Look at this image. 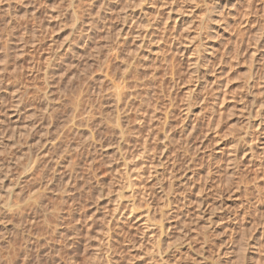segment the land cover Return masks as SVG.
Segmentation results:
<instances>
[{"label":"rangeland","instance_id":"obj_1","mask_svg":"<svg viewBox=\"0 0 264 264\" xmlns=\"http://www.w3.org/2000/svg\"><path fill=\"white\" fill-rule=\"evenodd\" d=\"M117 1L109 20L112 29L118 23L117 8H135L138 12L136 9L147 7L144 3H153L155 8L161 3ZM223 2L229 13L216 23L213 19L225 14ZM87 3L88 0H0V142L11 141L14 124L22 126L28 119L36 125L31 133L33 142L39 130H47V137L59 136L71 145L84 142L90 126L82 109L88 96L93 97L88 88ZM139 3L143 4L136 7ZM185 6V10L193 8L195 12L177 31L178 40L169 56L172 73L158 72L163 84V93L154 100L158 107L151 101L142 105L137 96L129 113L127 125L134 131L139 127L135 119L144 120L140 133L144 137L134 136L132 131L126 134V140L117 142L111 123L104 127L96 121L92 126L96 142L80 145L73 155L70 152L69 159L76 167L67 199L59 203L63 217L61 232L56 236H52L50 223L54 217L47 214L50 224L44 225L36 200L40 182L53 175L57 181L64 179L66 168L58 167L60 172L54 174L53 161L41 156L31 169V177L26 178L27 148L23 137L14 146L4 149L0 145V264H68L71 256L76 264H264V153L259 152L264 139L255 144L254 151L249 150L255 122L264 118V0H186ZM153 15L149 14L150 18ZM215 28L224 30L222 36L215 34ZM154 36L153 43L147 44L150 49L159 42ZM213 44L217 49L211 47ZM180 47L187 48L185 59L188 56L189 62L182 57ZM211 52L222 58L220 77L218 64L207 59ZM216 77L219 84L214 82ZM95 87L97 84L94 94L98 92ZM190 91L196 98L188 94ZM17 96L21 97L19 105ZM77 96L82 97L78 99L83 104L74 117L70 105ZM48 99L50 102L44 103H50L49 116L42 112L46 105L43 101ZM15 105L20 120H16ZM139 107L145 111L143 115L136 112ZM42 117L48 123L41 121ZM262 137L263 134L259 139ZM237 146L240 150L232 163V150ZM48 147L51 154L56 150ZM126 148L136 153L133 160L137 176L134 172L130 177L132 184L121 175ZM31 150L35 158L39 149ZM251 155L263 166H252ZM42 172L47 176L43 182ZM61 185L62 181L59 189ZM142 186L151 192L147 201L141 195ZM32 189L33 197L38 199L28 201ZM54 194L48 195L50 200L45 199L47 204L53 201ZM130 200L134 202L131 214H112L114 205ZM109 217L107 232L104 224ZM105 234L108 241L100 244ZM52 243L58 251L48 252L46 245Z\"/></svg>","mask_w":264,"mask_h":264},{"label":"bare ground","instance_id":"obj_2","mask_svg":"<svg viewBox=\"0 0 264 264\" xmlns=\"http://www.w3.org/2000/svg\"><path fill=\"white\" fill-rule=\"evenodd\" d=\"M145 1L146 0H143V2H145ZM117 2L119 3L120 1L118 0ZM146 2H148V1H146ZM185 2H186V0H161L160 5H156V8L153 7V6H155V5H152L153 3L150 4V5H145L146 3H144V6H147V7H140L143 3L142 4L139 3V5L136 6V7H140V10L136 9V11H138V12H135V10H134L135 8L133 10L131 9V11H130V10H125V9L123 10V9H120V8L116 7L117 8L116 11H117V22L118 23H117V26H115V27L113 25L114 28L112 29L111 28L112 25L109 24V20L110 19L112 20V16L114 15L113 11L115 10L114 9V7H115L114 5L116 4V0H90V2L88 0L87 4L88 5L90 4L89 5L90 6L89 10H88L89 15L87 14L89 16V21H88L89 26L87 27V30H89V34L87 36V41L89 43L88 46L90 47V49H89L90 50V52H89L90 53V55H89L90 56L89 57L90 58V64H87L88 65L87 67L90 66V68H89V77H88L89 78L88 81H89L90 86L88 88L90 89V94L92 93L93 97L88 96V95H90L89 93H88V95L86 94L88 96L87 103H85L86 106L84 105L85 108L82 109V110H84V113H86L85 114L86 116L84 115L85 116L84 118H86V121H88V123H89L88 126H90V128H88V131H87L88 133H87L86 137H84V140L81 139L84 142L82 143V141H80V143H77L75 145H71V144H69L70 142L67 143L64 140H63L64 142L61 141L58 138L59 136L55 137L53 135V136H51L52 138L47 137L46 136L47 130H44V132L39 130V136H37V138H36L37 140H35V142H33V139H32L33 135L31 136V133L35 131V130L33 131V129H36L35 128L36 125H34L33 122L28 121L29 119L26 120L27 122H24V124L22 126H20L18 124L17 125L14 124V126L12 125L14 127V129L12 128L14 131L12 130L11 141H9V142L6 141L7 143L4 142V141L0 142V145L2 146V148L4 146L6 147L8 145L10 147V145L12 146L14 143H16V144L19 143L20 142L19 141L20 138L23 137L22 139H24V143H25V146L27 148V150H26L27 152H25L27 154V156H24V157H26V159H24V160H26L25 167H24V173H26L25 174L26 178L31 177L30 175H31V171L33 170L32 168H33V166H36L34 163H35L36 159H39L41 156H45V157H47V160L49 158L50 161H53V163H51L53 165L52 166V169H53L52 171L53 172L55 171L57 173V168L58 167L59 168L60 167L66 168L67 175H66V177L64 176L65 177L64 179H60L61 177H59L57 175L60 172V170L58 169L59 172L56 175L59 177V179H60L59 181H57L58 179L56 180L54 175H53V177H50V179L47 180L46 179L47 176L44 175L45 172L44 173L42 172V175H44L43 177L41 176L42 177V182H43L44 178L46 179V182L45 181L43 183L40 182L41 186L39 185V189L40 188L41 189L39 191H41V192H38V193H40V195H38L39 196V200H36L38 198L35 199V197H33L34 193H35L34 189H32L33 191L30 190L31 192H29V196L27 195L28 196L27 197L28 201L30 199H35L38 202L37 208H38V210L40 212L39 215H41V218L43 219L44 225H48L49 226V224L52 223V225H53L52 236L53 237L56 236V234H59L61 232L62 217L63 216L60 213V211L63 210V209H62V207H60V205L63 203V201H65V198H66V195H67V189H68V187L71 184V180H72V177H73V174H74V171H75V167H76L75 166L76 165L75 162H73V161H71V159H69L70 152L72 153L73 151L74 152L77 151L78 148L80 147V145H82V146L83 145L90 146L91 143L94 144L96 142V138H95L96 132H94L95 131L94 130L95 127H94V129L92 127V126L96 125V121H100L99 123L101 125H105L104 127H107L108 124L111 123V126H112L113 130H115V132L117 133V135H115L117 137V140H118L117 142H123L124 140H126V137H127L126 134L131 133L132 131H133L132 135H134V136L135 135H137V136L141 135V137H144V136H142V134H140V133H142V126L141 125L143 124L142 122L144 120L142 119V117H140V118L138 117V118L135 119V121H137L139 127H138V129H136L134 131V129H132L131 127H129L127 125L128 124L127 120H128V117H129V113H130V111H132L131 109L135 107L134 104H133V101L136 100L137 96L140 97L138 100H140V103L142 105H143V102H144V105H146L147 103H151V102H153L156 105L154 100L156 99L157 96H159L157 94H159V93L162 94L163 93V88H162L163 84L158 80V72H161V71L165 72L166 70H170L171 71L173 69L172 68V61H171L170 58L172 57L171 53L174 50L173 46H175V41L178 40V39H176L177 38V31H178V29H180V27H183L185 24H187L190 21V18L192 17L193 13L195 12L193 10V8H189L188 10H185V9H187V8H185L186 7L185 6ZM248 2H249V4L251 3L250 1H248ZM97 3H100V4H97ZM98 5H100V6H98ZM246 5H248V4H246ZM158 7H162L163 10L159 11ZM189 7H191V6L189 5ZM221 7H222V9H223V7L225 8L224 9L225 14L224 15L223 14L220 15L221 17H219L218 19H213L214 22H216V23L221 21V20H223L222 16H225V15H227L229 13L226 10V8H228V7H227L225 2H223V5ZM217 10H218V8H217ZM163 12H164V16H163ZM216 12H219V11H216ZM151 13L152 14L155 13V15H153L152 18H150V16H149V14H151ZM110 23H111V21H110ZM170 23H172V24L170 25ZM112 30H115V32H113ZM214 30L216 31L215 32L216 35H217V33L219 34V36L217 35L218 37L222 36L221 34L224 33L223 29H221V30L218 29L217 30V28H215ZM112 32L115 33V34H112ZM156 33H159L160 36H157L158 34L156 35ZM153 35H155L157 37L156 40L159 39L158 40L159 42H158V45L156 44L157 46L155 47V49L154 48L150 49V48L147 47V44H149L151 42V40L153 39V37H152ZM97 36L99 37V41L98 42H96V37ZM151 43H153V41ZM176 43L178 44V42H176ZM153 45H155V44H153ZM67 46L68 45L66 44V48H67ZM177 46H179V45H177ZM211 47H213V49H217V48H215L214 44L211 45ZM175 48H177V47H175ZM218 49H219V47H218ZM68 50H70V48ZM171 50H172V52H171ZM180 50L179 51L181 52V55L184 58V60L189 62L190 58L188 56L185 59V57L187 55V52H188L187 48L182 47ZM222 50H220V51H222ZM216 51H218V50H216ZM216 51H214V52H216ZM180 52H179V54H180ZM212 52L209 53L210 56L207 54L209 56V57H207V59H209L210 62L215 61V64L216 63L218 64V68L216 70H218V77H220L222 69H221V67H219V65L221 63L222 58H221V56H219V54L217 55L216 53H212ZM181 55H180V58H181ZM169 56H171V57H169ZM204 59H206V58L204 57ZM114 61H116V62H114ZM118 61H119V63H118ZM114 63H116L115 65H117V64L119 65L120 64V68H116V66H114ZM201 63H202V61H201ZM43 70H45V69H43ZM171 73H172V71H171ZM216 79H218V78L217 77L215 78V80H214L215 84H219V83H217ZM96 84H97V87H95V88H97L98 92H96L94 94V92H95L94 86ZM89 89H88V91H89ZM137 90H139V91L136 92ZM167 90H169V89H167ZM194 90H195V88H194ZM79 92H81V91L79 90ZM190 92L191 93H188V94L193 96L194 92H192V91H190ZM75 93H76V91H75ZM70 94H72V93H70ZM68 95H69V93H68ZM79 97H81V96H77V100H75V101L73 100L72 104L70 105L71 106V111L70 112H71L72 116L76 115L77 112L79 110H81V105L83 103H82V100H81L82 97L80 99H78ZM20 98L21 97H18L17 99H19V100H17L16 97H15L16 101L18 102L17 103L18 105H19V102L21 103V99ZM43 98H45V97H43ZM194 98H196V97H194ZM191 99H193V98H190V100ZM223 100H224V96L221 97L220 102L223 101ZM45 101L50 102L49 99H48V100H44L43 103ZM47 102L44 103V104H46L45 106H42V107H44V110L42 112L49 116V114L51 112L50 111L51 107L49 105L50 103L48 104ZM221 103H223V102H221ZM15 107H17V105H15ZM136 107H138V106H136ZM155 108L156 107L153 105V109H155ZM139 109H140V107L138 108V110L136 109V112L137 113L139 112L140 115H143L145 113V111H143V110L141 111ZM261 110L263 111V108ZM14 112H15L14 114L17 116L16 120H20V119H18V117L21 116L18 113L19 112L18 111V107H17V109ZM219 113L221 114V112H219ZM14 114L12 113L11 115H14ZM156 114L157 113H155V115ZM149 116H150L149 118L154 117V116H151V115H149ZM74 117H72V118H74ZM166 117H167V115L165 116V118ZM42 120H44L43 117H42L41 121ZM47 121H45V122H47ZM34 123H35V121H34ZM16 126H18V127H16ZM40 127H42V126H40ZM102 127L103 126H101V128ZM42 128H40V129H42ZM149 130H151V129H149ZM149 132H151V131H148L147 133L145 132V135L147 134V139L150 137V135H148V134H150ZM60 134H61V131H60ZM60 134H58V135H60ZM261 134H263V136H264V118H262L260 120H257L255 122V129L252 131L251 136H250V139L252 141V145H250V147H249L250 151L251 150L254 151V149L256 147L255 146L256 143H259V142L263 143L262 140L264 139V137L259 139V136H261ZM145 141H146V139H145ZM84 143H86V144H84ZM143 143H144V141H143ZM93 144H91V145H93ZM98 145L100 147H103V145H101L100 143ZM48 146L51 148V150L52 149L55 150V148H56L55 151H52L54 153L51 154V152L49 151L50 149H49ZM5 147H4V149H5ZM33 147H36L37 149H39L37 154H34L35 158H32L33 155L31 154V151H32L31 149ZM47 147H48L49 150H46ZM118 148H120V147H118ZM259 149L261 150L259 152L264 153L263 152L264 146L260 147ZM239 150H240V148L238 146L235 149L232 150L233 153H232V156H231V159H230L232 161V163H234L236 161V159H237L236 155L238 154ZM119 151H121V149ZM256 152H258V151H256ZM72 155H73V153H72ZM135 156H136V153H134L133 150H131V151L128 150L127 152L125 151V154L123 153V158H122L123 162H124V165H123L124 169H123V172L121 173V175L123 174L124 177H125L124 178L125 181L127 183H131V184L133 183V181L130 180V177L133 176L134 172H135L134 175L137 176V169L135 167V165L137 163H136V161L133 160V159H135ZM263 158H264V156H263ZM249 161L250 162L252 161V164H253L252 166H254V165L255 166L257 165V167L259 165L263 166L262 162H260L261 160L254 161L253 155H251L249 157ZM31 164H33L32 167H31ZM46 166H48V165H46ZM258 170H260V168ZM55 172H54V174H55ZM39 175H41V174H39ZM122 179H123V177H122ZM0 181H2V180H0ZM61 181H62V185H61L62 189L61 188L59 189L58 184L60 185ZM24 182H26V181H24ZM74 182H72V184ZM53 192L55 193L54 194L55 197H53V201H51L49 204H47V202H46L47 200L45 201V199L48 198L49 194L52 195ZM140 192H141V195L144 198V200L146 199V201H147L148 199L151 198L150 197L151 196V192L146 187L142 186ZM3 195H5V193ZM38 196H36V197H38ZM48 200H50V199L48 198ZM7 201H8V199H7ZM59 203H61V204H59ZM121 204L122 203H120V204L118 203L116 206L115 205L113 206L112 214L122 215L123 213L124 214L125 213L131 214L133 212V206H134L133 204H134V202L132 200H130L129 202H126V204H124V205L123 204L121 205ZM47 214H51L52 217H54V218H52L53 220L50 223H48L49 221H47V219H46ZM66 215L67 214H65V216ZM23 217H25V216H23ZM69 217H72V216H69ZM110 219H111V217H109V219H105V220H107L106 221L107 223L104 224V225H106L105 228H106L107 232H108V229H109L108 228V224L110 222ZM75 226L73 225V227H72L73 231H74V229H76ZM75 234H76V232H75ZM12 235H14V234H12ZM106 235L107 234H105L104 236H102V238L99 239L100 240V244H101V242L103 243L104 240H105V245H106V242L108 241V240H106V238H108V236H106ZM76 237H78V236H76ZM82 237H83V235H82ZM52 238H50V239L52 240ZM37 241H38V239L36 240V242ZM47 246H48V252H55L57 250V249L55 250V248H56V244L55 243H52V245L51 244L50 245H46V247ZM55 256H56V254H55ZM96 257H98V256H96ZM76 263H77L76 259H74V257L71 256L69 258V263L68 264H76Z\"/></svg>","mask_w":264,"mask_h":264}]
</instances>
